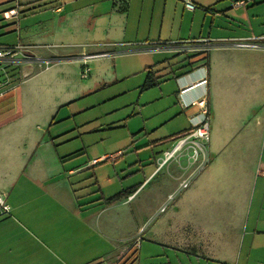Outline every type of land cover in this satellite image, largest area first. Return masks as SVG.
<instances>
[{"label": "crops", "instance_id": "0c3cea01", "mask_svg": "<svg viewBox=\"0 0 264 264\" xmlns=\"http://www.w3.org/2000/svg\"><path fill=\"white\" fill-rule=\"evenodd\" d=\"M195 1L192 10L182 0H0V35L15 36L1 43H26L37 56L0 96V193L11 205L0 212V264H115L133 245L140 260L143 240L199 264H252L256 240L264 246V45L229 42L264 35V0ZM132 58L142 89L175 79L176 113L162 124L180 117L183 127L148 143L153 167L140 150L141 177L127 183L134 166L123 167V149L81 156L51 129L64 107L127 78ZM205 75L206 161L187 153L159 165L156 144L192 126L199 106L181 99L196 100Z\"/></svg>", "mask_w": 264, "mask_h": 264}, {"label": "rangeland", "instance_id": "374dc122", "mask_svg": "<svg viewBox=\"0 0 264 264\" xmlns=\"http://www.w3.org/2000/svg\"><path fill=\"white\" fill-rule=\"evenodd\" d=\"M1 14L0 11V18ZM13 40H15L14 32L0 35V44ZM169 56L172 61L183 58L181 54ZM132 61L133 58L128 60L126 65L127 71L130 72L127 78H120L119 81L103 86L94 93L72 102L70 106L64 107L56 116L51 129L59 143L65 140L60 144L61 147L66 145L80 149L79 151L84 152L81 156L115 153L118 149H123L124 155L119 157L123 167L134 166L132 172L121 176L126 182L133 177H136L135 179L141 177V173L137 170L138 162L135 163L140 150L143 151L139 157L148 159L153 167L154 157L150 147H147L148 143L153 142L160 135L183 127L180 117L162 124V121L176 113L174 112L176 103L175 101L173 103L174 91L177 89L175 79L162 78L159 85L142 89L145 72H136L139 66H131ZM164 61L167 63L168 60ZM21 74L22 64L19 61L0 68V79L5 78L9 84L18 80ZM162 87L172 90V94H163ZM120 90L125 92L118 94ZM170 144V141L157 143L155 154L158 155ZM121 172L122 168L119 169L120 174ZM259 240L260 238L256 240L252 250V264H264L259 263V260H264V246ZM149 246L148 242L143 240V247L140 248L141 264H199L197 257L187 252L160 244H151L152 248L149 250Z\"/></svg>", "mask_w": 264, "mask_h": 264}, {"label": "built area", "instance_id": "2783aa9c", "mask_svg": "<svg viewBox=\"0 0 264 264\" xmlns=\"http://www.w3.org/2000/svg\"><path fill=\"white\" fill-rule=\"evenodd\" d=\"M184 4L189 9H195L198 4L195 0H182ZM243 0L240 1V3ZM7 15V13H6ZM209 41V39H200L195 41ZM232 45L238 47H261L264 42V35L258 36H248L244 38H236L230 40ZM153 48L159 49L161 48L160 44H154ZM210 46H207L206 49H209ZM195 50V48H192ZM107 54V53H104ZM98 54H84L83 58L86 60L87 58L96 56ZM37 59L36 54L33 51L32 46L23 43L17 42L14 44H0V68L9 65L10 63L19 61L21 64L23 62H33ZM52 60L46 59L45 63H50ZM89 66L87 63L84 64L82 68V76H87L89 74ZM208 75H205L198 83L205 86L203 93L194 101H186L181 99V102L184 107H188L193 103L199 106V112L192 118V129L186 134L177 137L174 139L169 147L164 149L161 152L159 157V165L168 164L171 161L179 160L181 154L186 155L187 153H191V156L194 161L200 162V167L203 166L206 161V147L210 141L211 137V127H210V108L208 104ZM14 82L10 84L6 81L5 78L0 79V96L4 95L8 92L14 85ZM187 87H183L180 90V93H183ZM190 180H185L183 182V186H187ZM11 205L8 203L6 196L3 193H0V212H10Z\"/></svg>", "mask_w": 264, "mask_h": 264}, {"label": "trees", "instance_id": "16d2710c", "mask_svg": "<svg viewBox=\"0 0 264 264\" xmlns=\"http://www.w3.org/2000/svg\"><path fill=\"white\" fill-rule=\"evenodd\" d=\"M154 83V79L149 76L147 78V82L145 84V86H151ZM192 129V127L182 130L172 136H170L168 138V141L172 142L174 139H176L179 136H182L184 134H186L187 132H189ZM136 188V187H135ZM134 188H130L127 190H122L120 192H118L117 194L106 198V201L108 203H112L122 197L128 196ZM115 264H141V261L139 260V248L136 247L135 245L131 246L129 248V250L115 263Z\"/></svg>", "mask_w": 264, "mask_h": 264}]
</instances>
